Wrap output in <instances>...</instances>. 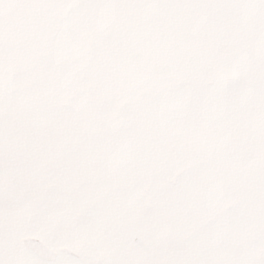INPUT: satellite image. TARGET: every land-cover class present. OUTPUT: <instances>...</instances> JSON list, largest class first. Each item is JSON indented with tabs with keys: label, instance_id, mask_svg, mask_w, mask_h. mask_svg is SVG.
I'll list each match as a JSON object with an SVG mask.
<instances>
[{
	"label": "snow or ice",
	"instance_id": "6c2138e0",
	"mask_svg": "<svg viewBox=\"0 0 264 264\" xmlns=\"http://www.w3.org/2000/svg\"><path fill=\"white\" fill-rule=\"evenodd\" d=\"M0 264H264V0H0Z\"/></svg>",
	"mask_w": 264,
	"mask_h": 264
}]
</instances>
